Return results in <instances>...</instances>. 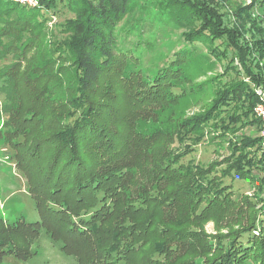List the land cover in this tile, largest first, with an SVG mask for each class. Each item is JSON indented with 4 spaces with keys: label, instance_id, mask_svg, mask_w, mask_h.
Segmentation results:
<instances>
[{
    "label": "trees",
    "instance_id": "16d2710c",
    "mask_svg": "<svg viewBox=\"0 0 264 264\" xmlns=\"http://www.w3.org/2000/svg\"><path fill=\"white\" fill-rule=\"evenodd\" d=\"M39 1L0 0V137L39 216L0 217V264L33 256L24 249L41 235L75 264H264L262 210L230 205L224 181L259 171L264 186L252 88L264 86V0L234 20L224 0ZM61 4L75 18L53 26ZM202 144L230 157L188 159ZM234 206L233 249L210 244L199 222Z\"/></svg>",
    "mask_w": 264,
    "mask_h": 264
},
{
    "label": "rangeland",
    "instance_id": "374dc122",
    "mask_svg": "<svg viewBox=\"0 0 264 264\" xmlns=\"http://www.w3.org/2000/svg\"><path fill=\"white\" fill-rule=\"evenodd\" d=\"M143 1H148L149 3L152 1L159 2L162 0H133L134 3L137 2V5L138 3L142 4ZM224 2L222 3V9H220L219 7L218 9L220 11H223V17H232L231 19H233L235 15L233 12L237 11L242 3H246L247 5L251 3L249 0H224ZM144 9L147 10V7H145ZM154 10L152 13H154ZM257 13L258 12H255L256 16H258ZM47 14L49 16L54 15L53 17L55 19L53 20V22H51L53 26L56 24L58 25L60 23H65L75 18V14L72 13L67 7L63 6V4H61L60 6L58 14H54L53 12H47ZM253 33H247L243 38V40L249 45V37L250 35H253ZM177 37L179 36H169L167 39L165 38V41L162 43L161 49H164L166 46H170L174 41L177 40ZM138 55L146 56V52H138ZM154 55L156 56V54ZM257 62L259 63L260 69H263L262 73L264 74V59L260 58L256 60V63ZM225 64L226 62L224 61L216 62V64H214L213 71L215 73L221 74ZM204 79L205 78L202 76L198 81H203ZM258 87H260V85H252V88L254 90H256ZM262 87L264 88V86ZM208 98L209 97L205 96L204 100L201 101V104H205L208 101ZM198 109V106H193L190 111H197ZM254 115H256L255 111ZM6 119L7 118L5 116L0 118V128L3 126ZM255 131L256 130L254 128H248L245 131H242V133L245 132L247 134H250L254 133ZM215 149L216 148L214 145L212 146L209 144H202L197 147V151L188 159H194L196 162H199L202 165H206L207 163H211L214 161L223 162L225 161V158L227 159L230 157V152L227 149L219 150L220 154H218L217 152L215 153ZM10 153V148L5 147V145L3 144V140L0 137V217L9 225L22 222V220L26 221L27 223H36L39 221V216L36 210L34 199L28 192L26 177L16 167V162L13 158H11ZM212 169L214 168L212 167ZM236 175H232L225 180L223 179L226 182L225 184H228V187L233 189L232 191H235L234 194H231L230 196L228 195L227 200L232 201L230 205L237 204L242 206L244 203L242 202L243 200L245 202L251 203L254 207V210L258 213L262 210L260 212V217L257 218V222H262V220L264 219V186L257 179L262 177V173H260L259 171L254 172V176L256 178L247 177V179L245 180ZM235 207L236 206L227 209V212L220 213L215 216H210L209 214L208 217L199 222L198 225L202 228V231L206 234V236L209 237L208 239L210 244L215 245V243H217L221 239V242L223 245H225V248L227 247L233 249L235 243L233 242L232 247L230 245L232 243L231 241L235 238V229L237 228V226L235 225L239 220H242V214H239L237 216L238 207ZM254 234L259 237L261 235V231L259 229L255 230ZM214 238H218V240H212ZM24 251L25 253H32L34 255L29 256L27 260H21L20 258L17 259L13 255H6L2 264H75L74 258L65 256L61 252L59 247L54 246L50 242L46 235H41L39 239L32 241L28 245L26 244ZM135 257L136 264H140L141 260L145 262V259H142V255H136ZM196 259L198 258H194V260ZM203 260L204 259L197 260L196 264H204Z\"/></svg>",
    "mask_w": 264,
    "mask_h": 264
},
{
    "label": "built area",
    "instance_id": "2783aa9c",
    "mask_svg": "<svg viewBox=\"0 0 264 264\" xmlns=\"http://www.w3.org/2000/svg\"><path fill=\"white\" fill-rule=\"evenodd\" d=\"M22 6H27L29 8H36L39 6L40 1L39 0H12ZM251 2V0H249ZM262 19L264 20V14L262 15ZM255 93L257 97L259 98V102L257 103L256 108L254 109L255 114L257 118L262 123V130L260 132V138H261V147L264 151V88L260 85L255 90Z\"/></svg>",
    "mask_w": 264,
    "mask_h": 264
}]
</instances>
